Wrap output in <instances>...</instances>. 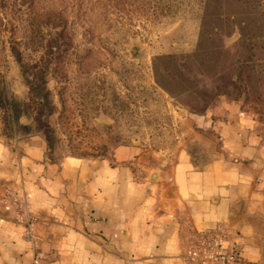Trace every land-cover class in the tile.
<instances>
[{"label":"rangeland","instance_id":"rangeland-1","mask_svg":"<svg viewBox=\"0 0 264 264\" xmlns=\"http://www.w3.org/2000/svg\"><path fill=\"white\" fill-rule=\"evenodd\" d=\"M222 101L264 155V0H0L1 136L54 158L212 155L196 120Z\"/></svg>","mask_w":264,"mask_h":264},{"label":"crops","instance_id":"crops-1","mask_svg":"<svg viewBox=\"0 0 264 264\" xmlns=\"http://www.w3.org/2000/svg\"><path fill=\"white\" fill-rule=\"evenodd\" d=\"M196 122L218 150L148 162L129 145L54 158L40 134L0 135V264H196L191 235L217 223L227 247L264 264V155L250 119L222 101Z\"/></svg>","mask_w":264,"mask_h":264},{"label":"built area","instance_id":"built-area-1","mask_svg":"<svg viewBox=\"0 0 264 264\" xmlns=\"http://www.w3.org/2000/svg\"><path fill=\"white\" fill-rule=\"evenodd\" d=\"M227 236L222 223L196 231L190 238V258L196 264H247L239 250L226 246Z\"/></svg>","mask_w":264,"mask_h":264},{"label":"water","instance_id":"water-1","mask_svg":"<svg viewBox=\"0 0 264 264\" xmlns=\"http://www.w3.org/2000/svg\"><path fill=\"white\" fill-rule=\"evenodd\" d=\"M142 47L140 45H133L130 49V55H135L137 53H139L141 51ZM152 176L150 177V179H153L155 173L153 172L151 174Z\"/></svg>","mask_w":264,"mask_h":264}]
</instances>
